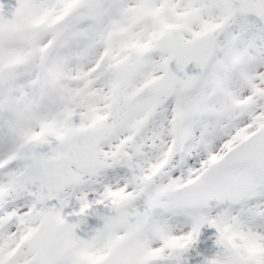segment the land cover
<instances>
[{
	"label": "snow or ice",
	"instance_id": "1",
	"mask_svg": "<svg viewBox=\"0 0 264 264\" xmlns=\"http://www.w3.org/2000/svg\"><path fill=\"white\" fill-rule=\"evenodd\" d=\"M0 264H264V0H0Z\"/></svg>",
	"mask_w": 264,
	"mask_h": 264
}]
</instances>
